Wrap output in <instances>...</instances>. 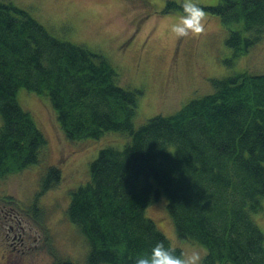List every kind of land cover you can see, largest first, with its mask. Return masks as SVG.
I'll use <instances>...</instances> for the list:
<instances>
[{"label": "trees", "instance_id": "trees-1", "mask_svg": "<svg viewBox=\"0 0 264 264\" xmlns=\"http://www.w3.org/2000/svg\"><path fill=\"white\" fill-rule=\"evenodd\" d=\"M200 7L233 26L226 43L234 56L264 38V0ZM171 8L182 3L168 1L163 11ZM120 81L105 53L54 35L28 9L0 0V178L39 163L47 147L18 98L24 88L49 102L69 141L127 136L122 148L103 146L88 179L69 193L68 218L88 245L84 264H134L158 242L184 252L146 214L163 196L178 236L207 250L203 264H264V231L253 217L264 207V71L211 78L212 91L139 127L144 89ZM61 178L58 166L48 167L37 197Z\"/></svg>", "mask_w": 264, "mask_h": 264}, {"label": "rangeland", "instance_id": "rangeland-1", "mask_svg": "<svg viewBox=\"0 0 264 264\" xmlns=\"http://www.w3.org/2000/svg\"><path fill=\"white\" fill-rule=\"evenodd\" d=\"M10 1L32 12L54 35L105 53L119 70L123 86L143 88L134 118L136 127L209 93L213 90L211 78L242 69L264 71V38L248 53L234 56L226 43L233 26L225 25L212 11L204 10L206 27L201 33L173 39L170 26L183 10L163 9L168 1L183 0ZM218 1L194 0L200 6ZM18 98L35 115L48 143L39 163L0 178V209L4 208L0 211V264H55L67 258L84 264L88 245L68 218L69 193L88 179L90 163L103 146L122 148L127 136L112 131L100 139L69 141L48 101L24 88L18 91ZM51 165L61 169L62 178L37 197L41 175ZM163 197L146 209L147 216L183 251L205 249L178 236ZM34 199L41 208L36 213L29 206ZM13 207L22 212L24 223L10 220ZM253 217L264 231V207ZM19 230L24 239L19 240Z\"/></svg>", "mask_w": 264, "mask_h": 264}, {"label": "clouds", "instance_id": "clouds-1", "mask_svg": "<svg viewBox=\"0 0 264 264\" xmlns=\"http://www.w3.org/2000/svg\"><path fill=\"white\" fill-rule=\"evenodd\" d=\"M183 14L170 26L173 39L191 37L201 33L206 27L205 11L194 0H183ZM207 250L192 248L188 251L176 253L171 246L158 242L150 253L136 257L134 264H203Z\"/></svg>", "mask_w": 264, "mask_h": 264}, {"label": "flooded vegetation", "instance_id": "flooded-vegetation-1", "mask_svg": "<svg viewBox=\"0 0 264 264\" xmlns=\"http://www.w3.org/2000/svg\"><path fill=\"white\" fill-rule=\"evenodd\" d=\"M2 210H4V208L2 207L1 209H0V211H2ZM11 213V217H10V220L12 221V222H16V223H24V215L22 214V212H20V211H18L16 208H11V211H10ZM12 229H13V227H12ZM19 240L20 239H24L23 238V232L21 231V230H19Z\"/></svg>", "mask_w": 264, "mask_h": 264}, {"label": "bare ground", "instance_id": "bare-ground-1", "mask_svg": "<svg viewBox=\"0 0 264 264\" xmlns=\"http://www.w3.org/2000/svg\"><path fill=\"white\" fill-rule=\"evenodd\" d=\"M253 108V107H252Z\"/></svg>", "mask_w": 264, "mask_h": 264}]
</instances>
